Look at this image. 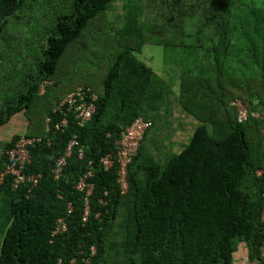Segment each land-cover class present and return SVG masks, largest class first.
Here are the masks:
<instances>
[{"label":"trees","instance_id":"16d2710c","mask_svg":"<svg viewBox=\"0 0 264 264\" xmlns=\"http://www.w3.org/2000/svg\"><path fill=\"white\" fill-rule=\"evenodd\" d=\"M31 1L38 0H0V128L21 114L25 135L44 139L31 148L24 169L41 175L36 187L15 190L10 178L0 184L8 203L0 264L73 258L78 264L83 258L89 264H235L243 254L247 264H262L264 181L257 170H264V0H149V15L123 0L120 31L101 18L115 0ZM156 8L170 14L168 33L151 29L159 27ZM138 22L149 23L161 39L149 40ZM191 39L195 44L185 42ZM148 41L183 46L189 54L200 48L197 70L188 68L191 61L172 65L162 58L169 71L179 68L172 83L167 72L156 71L154 54L138 59ZM79 87L97 96L84 126L73 113L55 112ZM235 102L247 105L246 120L238 121ZM175 112L197 121L188 143L164 161L147 149V131L122 193L117 164L105 171L101 159L116 156V142L137 118L151 121V128L161 123L152 150L170 140L163 131L171 130ZM64 119L67 125L57 129ZM19 137L5 144L0 172ZM74 137L77 145L56 180L53 169ZM88 171L94 190L83 221L84 193L74 184ZM63 217L68 229L53 237Z\"/></svg>","mask_w":264,"mask_h":264},{"label":"built area","instance_id":"2783aa9c","mask_svg":"<svg viewBox=\"0 0 264 264\" xmlns=\"http://www.w3.org/2000/svg\"><path fill=\"white\" fill-rule=\"evenodd\" d=\"M90 89L85 90L84 87H79L75 91L71 92L55 109L56 111H64V114L73 113L80 126H84L95 114L96 104L95 101L97 96L91 94ZM90 96V99H89ZM238 107V121H244L248 117L247 105L241 102L233 103ZM49 121V120H48ZM67 125L66 119L62 120L57 124L56 128L61 129ZM152 126L151 121L144 120L143 118L135 119L132 124L126 128L119 140L116 142V156L107 155L101 159V166L105 171L113 167L114 164L118 166V179L117 182L120 184L122 193L126 192L128 189L127 175L128 167L132 162L133 158L136 156L141 142L146 134V131ZM41 137H27L21 135L20 138L15 142L14 146L6 151L7 162L4 169L0 172V184H3L7 178H10V183L12 188L17 190L23 184L31 183L32 187H36L41 178V175L30 176L24 172L26 165L31 162L30 150L35 146L36 143H40ZM77 145L76 138L69 143L65 154L59 158L56 162L55 168L53 169V175L56 180H58L63 173L64 167L67 164V159L71 156L73 152V147ZM79 158L82 159L84 153L81 149L78 151ZM257 176L263 178L264 181V170H257ZM93 177V173L88 171L84 176H82L78 181L75 182L74 187L77 191L84 193V205L85 212L83 221L87 220V216L90 211L89 199L93 194L94 184L89 182L90 178ZM30 187V189H32ZM61 197V195H59ZM263 203L261 211V221L263 223V233H264V184L262 193ZM73 210L72 203L68 204V213ZM68 229L66 219L60 218L56 221L54 229L52 231V236L55 237L59 234L66 232ZM96 254L95 248L91 249V256ZM89 258H83L81 264H89ZM261 262L264 264V241L261 246ZM61 264V263H60ZM68 264H78L77 259L73 258Z\"/></svg>","mask_w":264,"mask_h":264},{"label":"rangeland","instance_id":"374dc122","mask_svg":"<svg viewBox=\"0 0 264 264\" xmlns=\"http://www.w3.org/2000/svg\"><path fill=\"white\" fill-rule=\"evenodd\" d=\"M39 1V0H38ZM37 1V2H38ZM141 1V2H140ZM37 2L34 3L33 1H31V4L30 5H37ZM123 3V0H115L114 4H115V7L114 4L112 5V11L110 13H107V15L105 16H101V18L104 19V26L108 29H112V30H115V31H120V27H119V23L122 21L121 19L120 20H116V18L120 15H116L120 8L121 5ZM143 4V6H141L140 4ZM126 4H128L130 6V8H132L135 12H140V11H144L145 14L149 15V8H148V4H149V0H129L126 2ZM158 6H161V4H158ZM118 8V9H117ZM143 9V10H142ZM156 12H157V15H155V19L157 21V25L159 27H155L154 25L151 26V29L154 31V30H157L159 32H163V33H168V31H170L169 27L167 26V17H170V14L167 15V10H162L161 8H156ZM111 14V16H110ZM123 14V13H122ZM114 16V17H113ZM149 23H142V22H138L137 25H136V28L142 30L149 38V40H153L155 41V36L157 35V38L158 40L161 39V36L160 34L156 33L153 35L151 33V30H149V27L148 26ZM122 26H124V24H122ZM203 37H206L208 36L207 33H203L202 35ZM190 42V43H194L193 40H186L185 42ZM208 41V40H207ZM175 42H178V40H176ZM177 43V44H178ZM195 44V43H194ZM209 43L206 42V45H208ZM142 53L141 54H137L138 56V59L140 61H146V59L148 58L147 54L150 52L151 54H154L155 58L153 59L154 60V63L158 64L159 67H157L156 71H162V73L164 72H167V76L170 77V79L172 80V83L173 82H177V75L180 74L179 72V68H176L175 70H171L169 71L168 70V65H164L162 62H160L159 60L162 61V58L166 59V62L169 63V64H172L171 61H180L179 64L181 63V60H188V61H191L192 63H190L188 65V68H190L191 70L195 71L197 70V67L199 65H195L197 63V60L199 58V56L201 55V49L200 48H196L194 47L193 48V52L191 54L188 53V48H184L183 46H177V47H159V46H154L152 44L151 41H148V43L146 45H143L142 46ZM160 50V51H159ZM173 65V64H172ZM195 65V66H194ZM179 66V65H178ZM184 66V64H183ZM171 68V67H170ZM183 69V67H182ZM196 74L197 71L195 72ZM70 81H76L75 79H71ZM69 81V83H67V85H65L67 88H69V86L71 85V82ZM16 116V115H15ZM170 117V116H169ZM26 122V121H25ZM170 124V123H169ZM161 123H159L157 121V124L148 129L147 131H149V135H148V141H147V149H149V151L153 152L154 154H156L158 156V158H161L165 161V159L170 156L171 154H177L178 151L176 149H174L173 147H171L169 145V142L170 140H165V142H162V141H159V143L157 144L156 147H159L157 150L155 149L156 147L153 146V150L152 148H150V145L152 141L155 140V136L156 134L159 133V129L161 126ZM15 126H19V127H24L22 125V122H21V118L19 117V119L15 120L12 122V124H9V126H7L6 128H3L4 130H8L7 133L5 134V138L7 135H10V133L12 132H18L16 131V128ZM146 131V132H147ZM166 131H163V134L165 133ZM159 138H162V136H158ZM168 137V136H167ZM166 145V148H164ZM170 149V150H169ZM0 151H1V148H0ZM156 151V153H155ZM162 151H164L165 155H163ZM163 161V162H164ZM6 199H3L2 197H0V215H1V220H0V244L3 240V228L2 225L3 223L5 222V219H6V215L8 214L7 212V208H8V203H5Z\"/></svg>","mask_w":264,"mask_h":264},{"label":"crops","instance_id":"0c3cea01","mask_svg":"<svg viewBox=\"0 0 264 264\" xmlns=\"http://www.w3.org/2000/svg\"><path fill=\"white\" fill-rule=\"evenodd\" d=\"M19 117L22 120L23 115L17 114L16 116H14L12 118V120L10 121L9 124H12V122L19 119ZM174 117L177 119L175 120V123L173 124L171 130L168 133L165 132L163 134V136L170 135L169 144L172 145V147L179 152L182 149V147L188 143V140H189V137L192 133L193 127L197 124V121L192 117L183 116L179 112H175ZM9 124L7 126H9ZM15 128H16V131H18V132L17 133L12 132V133H10V135H7L6 138L4 136L8 130H4V129L0 128V148H1L0 160L4 154L5 144L7 142H10L11 139L15 135H22L26 132L25 128H23V127L15 126ZM235 264H247L245 255L243 254L242 256L240 255V256L236 257Z\"/></svg>","mask_w":264,"mask_h":264},{"label":"clouds","instance_id":"9594fccd","mask_svg":"<svg viewBox=\"0 0 264 264\" xmlns=\"http://www.w3.org/2000/svg\"><path fill=\"white\" fill-rule=\"evenodd\" d=\"M48 120H49V119H48ZM48 120H47V121H48ZM22 135H25V133L22 134ZM19 136H21V135H19ZM25 136H26V135H25ZM27 137H28V136H27ZM19 138H20V137H19ZM35 138H38V137H35ZM41 138H42V137H41ZM42 140H44V139L42 138ZM41 142H43V141H41ZM41 142H40V143H41ZM37 144H39V143H36L35 146H36ZM35 146H34V147H35ZM6 151H7V150H6ZM5 154H6V152H5ZM5 164H6V163H5Z\"/></svg>","mask_w":264,"mask_h":264}]
</instances>
